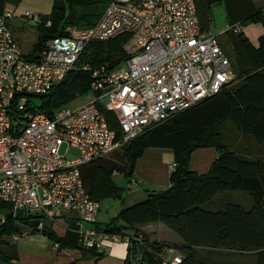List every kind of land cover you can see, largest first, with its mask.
<instances>
[{
  "label": "built area",
  "instance_id": "1",
  "mask_svg": "<svg viewBox=\"0 0 264 264\" xmlns=\"http://www.w3.org/2000/svg\"><path fill=\"white\" fill-rule=\"evenodd\" d=\"M24 15L36 21L40 13ZM14 16L13 9L0 12V200L11 203L14 215L41 214L40 228L49 222L78 232L85 246L99 251L120 239L128 242V236L86 225L97 221L101 203L87 190L82 166L237 82L229 55L218 34L203 26L196 0H109L94 25L67 26V34L49 39L37 59L23 51L10 25ZM121 32L130 33L125 58L113 68H93L88 100L65 104L53 115L26 109L28 94L60 82L91 40ZM105 109L114 111L119 135ZM66 210L76 227L62 222ZM181 259L175 246L161 253L162 264Z\"/></svg>",
  "mask_w": 264,
  "mask_h": 264
},
{
  "label": "trees",
  "instance_id": "2",
  "mask_svg": "<svg viewBox=\"0 0 264 264\" xmlns=\"http://www.w3.org/2000/svg\"><path fill=\"white\" fill-rule=\"evenodd\" d=\"M6 1L0 0V12L5 9ZM12 1L18 5L21 0ZM108 1L53 0L51 11L40 13L35 21L37 38L31 50L25 52L26 56L39 58L47 41L67 34L69 25H94ZM196 1L205 27H208L205 25L207 19L210 20L211 5L224 1L229 26L225 31L232 45V54L228 55L236 71L237 82L147 127L108 156L82 166L84 183L92 197L100 200L112 195L123 200L124 187L115 183L113 173L122 171L131 180L137 159L148 146L173 149L176 167L171 172L168 187L150 190L144 199L124 205L108 221L94 222L98 230L129 237L128 263L162 264L161 253L168 246H175L182 253L179 264L220 263L214 258L215 254H226L227 264H244L242 259L231 256L248 253L264 255V159L261 155L252 156L241 151L240 141L230 132L237 130L238 135L250 137L257 151L264 152V32L258 44H254L242 30L243 23L249 21L264 23V12L256 5L251 7L250 12H238L242 9L237 7L236 0ZM129 36V32H121L109 39L91 40L81 52L78 66L60 82L45 92L28 94L26 109L53 115L78 96L89 95L93 68L104 64L113 68L121 62L126 55L124 43ZM84 63H89L91 68H83ZM22 96L17 95L16 100ZM105 113L119 135V122L114 111L105 109ZM205 146L216 147L219 154L207 171L199 172L190 167V161L194 150ZM227 189L248 192L253 198L251 205L229 201L219 209L204 206ZM0 210L6 215V220L0 221V264L18 257V254L9 253L5 246L9 236L25 231H42L53 243H59L58 252L76 250L84 255L92 254L94 262L105 253L96 247L85 246L80 241V234L72 229L58 231L49 222L40 228L41 214L20 211L14 215L11 203L2 200ZM65 217L70 227L77 226L74 216ZM152 221L167 224L182 236L183 242L150 240L138 225ZM138 234L143 237L138 238ZM206 248L212 251L211 256L203 254ZM79 260L72 257L58 264H80ZM256 264H264V260Z\"/></svg>",
  "mask_w": 264,
  "mask_h": 264
},
{
  "label": "crops",
  "instance_id": "3",
  "mask_svg": "<svg viewBox=\"0 0 264 264\" xmlns=\"http://www.w3.org/2000/svg\"><path fill=\"white\" fill-rule=\"evenodd\" d=\"M216 2L222 3L226 12L224 1ZM52 5L53 0H21L19 4L13 8V10H15V16L10 20V25L24 52H29L31 50L32 45L37 38L35 23L33 25L34 28H28L26 24L27 19L31 18L25 17L24 12L29 10L31 12L49 13L52 9ZM236 5L242 9L241 11H238L241 13L250 12V9L253 5L261 7L264 12V0H236ZM5 8L9 7L5 6ZM205 25L208 27L210 26L207 23ZM242 30L254 44H258L259 37L264 32V23L262 21H249L247 23H243ZM223 31L226 32L225 29ZM228 39L230 41V37H228ZM238 141H240L239 146L241 151L252 156L261 155L264 159V152L260 153L257 151L253 140L250 137L239 135ZM218 154L219 151L214 146L199 147L195 149L192 154L190 167L199 172L207 171ZM174 161V153L171 147L148 146L144 150L143 154L137 159L132 178L131 180H128L127 187H124L122 195L123 204L130 205L136 201L144 199L150 190L168 187L171 183L170 175L173 170L170 165ZM134 179L138 180L137 185H131V181ZM100 211L101 210H99V213ZM65 215L67 217L74 215L68 214L66 212L64 213V217L62 216V222L68 224ZM102 220L103 222L105 220L103 219V216H99L97 218V221ZM163 224L165 223L161 221H152L140 224L138 227L148 236L150 240H159L165 243L183 242V239L181 240L179 238L166 239L162 237L160 234L161 230L163 229ZM86 225L94 226L95 223H86ZM59 226L63 227L62 225L54 224V227L58 231H60ZM5 248L9 251V253H13L14 256L18 254V257H13L9 263L5 264H58L72 257L80 258V264H136L135 262L128 263L126 261L128 242L122 239L108 244L104 250V255L99 257L96 262H94L95 258L92 254L84 255L76 250L73 252L64 250L65 254L64 252H58V247L55 246L49 236L42 231H25L21 233L18 239H14L12 236H9L8 243L6 244ZM219 253L221 254L222 252ZM203 254L211 256L212 251L207 249ZM225 255L226 254H224L222 260L219 255L218 260L220 263L212 264H227V256ZM248 262L249 264H256L254 261Z\"/></svg>",
  "mask_w": 264,
  "mask_h": 264
},
{
  "label": "rangeland",
  "instance_id": "4",
  "mask_svg": "<svg viewBox=\"0 0 264 264\" xmlns=\"http://www.w3.org/2000/svg\"><path fill=\"white\" fill-rule=\"evenodd\" d=\"M6 6H8L10 9H13L16 7L15 1L8 0L6 1ZM209 15H210V20L207 19V24H209L210 28L218 34L219 41L223 44L227 54L231 53L232 50V45L231 42L229 41L228 37V32H224L223 30L227 27V18H226V12H225V7L222 3L215 2L211 8L209 9ZM27 19V18H26ZM34 21L33 19H27V27L28 28H34ZM28 47V46H26ZM232 54V53H231ZM90 98L89 95H80L74 100H72L69 104L71 105H80L84 103L86 100ZM230 132L232 133L233 137L235 139L238 138V131L233 130ZM113 178L115 180V183L121 187H127V182L128 178L127 175L122 172V171H117L113 174ZM244 200V201H243ZM253 198L251 195L244 191V190H233V189H227L223 190L221 193L215 195L211 200H209L207 203L204 204L205 207L208 208H213V209H219L223 208L227 202L229 201H238L242 203L243 205H250L252 203ZM101 207H100V213L98 214L99 216H103L104 222L108 221L111 217L114 215H117L120 208L124 205L123 201L120 197L116 196H110L106 195L100 199ZM68 214H73V212L66 210L65 211ZM3 214V211L0 210V217ZM103 221V220H102ZM163 229L161 230V236L166 238V239H181L182 236L169 227L166 224H163ZM60 231H63V227L59 226ZM207 250V248H206ZM221 260L223 259V256H220ZM228 257V256H227ZM226 257V258H227ZM231 257H236L238 259H242L244 264H249L248 261H254L256 263L258 262H263L264 260V255H258V254H245V255H236V256H231ZM214 258L218 260L219 255L215 254ZM216 260V262H217ZM219 262V260H218Z\"/></svg>",
  "mask_w": 264,
  "mask_h": 264
}]
</instances>
